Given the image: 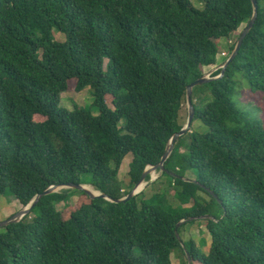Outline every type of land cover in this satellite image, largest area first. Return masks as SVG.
I'll use <instances>...</instances> for the list:
<instances>
[{"label":"trees","instance_id":"obj_1","mask_svg":"<svg viewBox=\"0 0 264 264\" xmlns=\"http://www.w3.org/2000/svg\"><path fill=\"white\" fill-rule=\"evenodd\" d=\"M199 1L203 11L191 0H0V197L26 207L68 183L127 197L125 159L132 157L134 187L184 127L187 87L253 16L252 0ZM258 4L224 77L194 89L192 126H202L176 143L160 175L178 207L165 190L120 204L54 193L0 229V264H173L177 250L187 264L186 252L192 264H264L263 106L239 102L243 88L264 101V0ZM72 83L79 93L90 88L98 115L61 107ZM204 216L215 220L189 221ZM196 223L211 236L208 254L184 240Z\"/></svg>","mask_w":264,"mask_h":264},{"label":"rangeland","instance_id":"obj_2","mask_svg":"<svg viewBox=\"0 0 264 264\" xmlns=\"http://www.w3.org/2000/svg\"><path fill=\"white\" fill-rule=\"evenodd\" d=\"M193 6L203 11L205 9L204 5L199 0H191ZM247 27V24L242 25V27L235 33L230 39L222 40L219 44L221 49V54L218 56L217 65L214 67H209L204 69L205 75H209L212 71H214L216 68L221 67L225 64V62L231 57L234 50H232V47L237 44L242 32ZM56 39L58 41H64V37L61 36L56 32ZM214 75V74H213ZM211 75V77L213 76ZM203 93L198 94L197 98H201ZM239 102L241 104V107H256L257 105L262 107L260 108V111L257 115L258 118L262 119L264 123V101L260 99L258 96H253L250 91L247 88H243L241 90V96L239 98ZM61 107L72 111L74 107H79L83 109H93V114L98 115L97 111L94 110V97L92 95V91L90 88H86L83 92L79 93L75 90V84L72 83L70 85V88L67 92L61 94ZM257 106V107H258ZM188 119V106L187 103L184 105L182 112H181V124L183 126L186 125ZM202 125L201 123H196L194 126H192L191 132L196 128H200ZM190 144V142H189ZM188 144V145H189ZM186 146L182 147L181 151H185ZM132 161V157H127L121 167L120 173H119V179L122 182V188L124 191L130 193L134 188L130 185V177H129V171H130V163ZM156 175V181L157 183H151L148 184V186L142 191L145 192L144 195L141 197V193L138 195L139 199H144L146 201H149L156 193L160 192L161 190H165L168 195L169 202L171 206L177 208L179 205V202L174 197L173 189L169 188L166 179L162 178L160 176V173L155 174ZM189 178H194V175L190 172L188 173ZM160 178V179H159ZM84 180L88 182L89 177H84ZM161 194L164 192L161 191ZM79 201V194L75 195L72 199L69 205L75 206ZM65 207V204L58 205V210L62 211ZM23 206H21L16 200L9 199V197L1 196L0 197V222L5 221L9 219L10 217L14 216L21 210H23ZM33 217V215H32ZM31 217V218H32ZM184 240L188 241L192 239L195 243L198 249L203 254H208L210 251V247L212 244V239L210 234L208 233L205 224H199L196 223L194 225L188 226L183 233ZM203 241H206V245H203ZM172 263L173 264H187L186 257L182 253V251L177 250L172 255Z\"/></svg>","mask_w":264,"mask_h":264},{"label":"water","instance_id":"obj_3","mask_svg":"<svg viewBox=\"0 0 264 264\" xmlns=\"http://www.w3.org/2000/svg\"><path fill=\"white\" fill-rule=\"evenodd\" d=\"M252 4H253L252 19H251L250 23L247 25V27L244 29V31L242 32L231 57L225 62L224 65L216 68L209 75H204L202 78H200L199 80L195 81L194 83L190 84L187 87L188 119H187L186 125L182 128V130L180 132H178L177 134H175L172 137V139L170 140V142L167 146L166 152H165L162 160L160 161V163L156 166L148 167L145 170V172H144L142 178L140 179L139 183L135 186V188L129 193V195L127 197L122 198V199H112L111 197L107 196L106 194H103V193L95 190L93 187L92 188L95 191L94 192L89 191L87 189V187H91V186L85 185V184L68 183V184L52 186V187L48 188L46 191H44L42 194L37 195L31 201V203L28 206L23 208V210H21L20 212H18L14 216L10 217L9 219L0 222V229L6 228V227L13 225V224L20 223L25 217H27L32 212L33 208H35L39 204V202L42 200V198L49 196V195H52L54 193H59V192L64 191V190H77L79 192H84L91 199L102 198V199H105L111 203L120 204V203H127L128 201H130L133 198H135L136 196H138L142 192V191L140 193L136 192V190L138 189V187L140 185L146 184V186H145V188H146L148 186V184L154 183L156 181V179L153 177V174L160 173V175H161V174H163V172H165V164L169 160V158L172 156L174 149H175V146H176V143L183 136H185L188 132H190L192 129V125H193L194 120L196 118V110H195V106L193 104L194 89L197 87L209 84L211 82L221 80L224 77V75L227 71V68L231 65V63H233V61L236 59V57L240 53L242 46H243V43H244V40L247 38L249 33L253 30L255 23L258 19V16H259L258 0H252ZM219 70H221V74L219 76H216V77L212 76L211 77V75L215 74ZM148 177H150V181H147ZM209 219L215 220L211 216H204V217H198V218H191L189 221L193 222V221H202V220H209ZM184 223H187V221H185V220L182 221L178 225V227H180V225L184 224ZM177 238H178L179 242L182 244L184 250H186V247H185V245H184L179 234H177ZM186 255H187V259H188V264H192V259H191L190 254L186 252Z\"/></svg>","mask_w":264,"mask_h":264},{"label":"bare ground","instance_id":"obj_4","mask_svg":"<svg viewBox=\"0 0 264 264\" xmlns=\"http://www.w3.org/2000/svg\"><path fill=\"white\" fill-rule=\"evenodd\" d=\"M153 177L156 178V175L153 174ZM146 184H142L138 187V189L136 190L137 193H140L141 191H143V189L145 188ZM87 189L91 192H94L95 190L92 187H87Z\"/></svg>","mask_w":264,"mask_h":264}]
</instances>
